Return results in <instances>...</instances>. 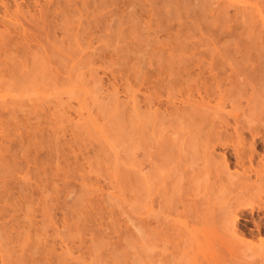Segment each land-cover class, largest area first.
I'll return each mask as SVG.
<instances>
[{
    "label": "rangeland",
    "instance_id": "1",
    "mask_svg": "<svg viewBox=\"0 0 264 264\" xmlns=\"http://www.w3.org/2000/svg\"><path fill=\"white\" fill-rule=\"evenodd\" d=\"M0 264H264V0H0Z\"/></svg>",
    "mask_w": 264,
    "mask_h": 264
}]
</instances>
